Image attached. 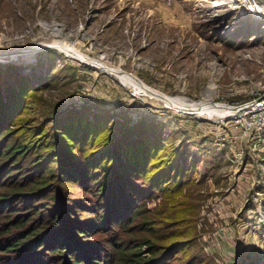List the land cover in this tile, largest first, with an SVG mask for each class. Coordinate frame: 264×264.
<instances>
[{
	"label": "rangeland",
	"instance_id": "rangeland-1",
	"mask_svg": "<svg viewBox=\"0 0 264 264\" xmlns=\"http://www.w3.org/2000/svg\"><path fill=\"white\" fill-rule=\"evenodd\" d=\"M8 65L49 78L45 106L146 134L182 185L166 191L175 237L191 240L175 263L264 264V131L232 118L264 90V0H0V76Z\"/></svg>",
	"mask_w": 264,
	"mask_h": 264
},
{
	"label": "trees",
	"instance_id": "trees-1",
	"mask_svg": "<svg viewBox=\"0 0 264 264\" xmlns=\"http://www.w3.org/2000/svg\"><path fill=\"white\" fill-rule=\"evenodd\" d=\"M5 67L0 264H200L196 253L175 263L191 240L175 237L182 209L170 207L166 191L182 185L172 169L157 167L146 134L132 139L126 126L118 133L106 114L45 106L49 78L34 85ZM156 191L164 201L150 208Z\"/></svg>",
	"mask_w": 264,
	"mask_h": 264
},
{
	"label": "built area",
	"instance_id": "built-area-1",
	"mask_svg": "<svg viewBox=\"0 0 264 264\" xmlns=\"http://www.w3.org/2000/svg\"><path fill=\"white\" fill-rule=\"evenodd\" d=\"M253 6L257 8L254 2ZM252 11L254 8L252 7ZM242 112L232 115L236 123H240L245 131H264V90L243 104Z\"/></svg>",
	"mask_w": 264,
	"mask_h": 264
},
{
	"label": "bare ground",
	"instance_id": "bare-ground-1",
	"mask_svg": "<svg viewBox=\"0 0 264 264\" xmlns=\"http://www.w3.org/2000/svg\"><path fill=\"white\" fill-rule=\"evenodd\" d=\"M240 3H246V1L247 0H238ZM52 46H55V45H52ZM10 55V54H9ZM78 59H81L82 61L84 60L81 56H78ZM85 61V60H84ZM85 62H87V63H90V64H92V65H94V66H97V65H95V64H93V63H96V62H93V63H91V62H89V61H85ZM111 66V65H110ZM114 67H117V66H114ZM118 68V67H117ZM139 78V77H138ZM133 84L137 87V88H139V89H141L142 91H144V92H146V93H152V94H154L157 98H159V99H162V100H165V96L163 97L161 94H159V93H157V92H155V91H153V90H149V89H147L146 87H144L141 83H139V82H133ZM167 99V98H166ZM176 104V103H175ZM176 106H180L179 104H176ZM238 108H240V106L238 107ZM238 110V109H237ZM237 110L235 111V113L237 112ZM234 113V114H235Z\"/></svg>",
	"mask_w": 264,
	"mask_h": 264
},
{
	"label": "water",
	"instance_id": "water-1",
	"mask_svg": "<svg viewBox=\"0 0 264 264\" xmlns=\"http://www.w3.org/2000/svg\"><path fill=\"white\" fill-rule=\"evenodd\" d=\"M52 47H54V46L49 45V44H45V45H41V46H39L38 49H47V48H52ZM83 62H85V61L83 60ZM85 63H87V62H85ZM87 64L92 65V64H90V63H87ZM93 66H94V65H93Z\"/></svg>",
	"mask_w": 264,
	"mask_h": 264
}]
</instances>
